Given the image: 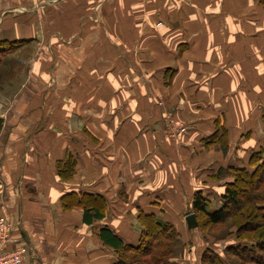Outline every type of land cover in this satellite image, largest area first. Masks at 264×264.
<instances>
[{
	"label": "crops",
	"instance_id": "crops-1",
	"mask_svg": "<svg viewBox=\"0 0 264 264\" xmlns=\"http://www.w3.org/2000/svg\"><path fill=\"white\" fill-rule=\"evenodd\" d=\"M4 66L0 237L24 264H115L100 231L137 246L142 213L190 232L264 143V0H0Z\"/></svg>",
	"mask_w": 264,
	"mask_h": 264
},
{
	"label": "trees",
	"instance_id": "trees-1",
	"mask_svg": "<svg viewBox=\"0 0 264 264\" xmlns=\"http://www.w3.org/2000/svg\"><path fill=\"white\" fill-rule=\"evenodd\" d=\"M220 143L224 142V133L214 135ZM249 168L236 167L222 170L215 177L221 179L231 176L225 192L219 199V208L212 209V201L202 192H197L193 199L192 212L203 233L207 227H219L233 222L235 235L239 243L228 246L226 252L230 257L241 261L240 264H264V143L262 148L252 153ZM66 171H72L73 164H65ZM60 176H63L59 171ZM64 177V176H63ZM93 213L94 215H91ZM102 218L97 207L87 208L84 221ZM139 221L143 226L141 238L137 246L126 244L110 229L100 231V238L106 247L115 250V264H173V260L181 256L184 246L175 226L158 220L154 215L141 214ZM197 228V229H198ZM202 264H226L213 249L207 250L201 259Z\"/></svg>",
	"mask_w": 264,
	"mask_h": 264
},
{
	"label": "rangeland",
	"instance_id": "rangeland-1",
	"mask_svg": "<svg viewBox=\"0 0 264 264\" xmlns=\"http://www.w3.org/2000/svg\"><path fill=\"white\" fill-rule=\"evenodd\" d=\"M4 69H6L5 66L0 68L1 71H5ZM226 175L227 174H224L225 178L232 179L231 176L228 177ZM225 186L226 184L224 185V190ZM215 202L213 204H216ZM232 224L233 222L230 221L223 226L207 227L203 221V225H205L204 233L200 231L199 228L194 231L189 230L190 232L180 228V237L184 246V252L181 256L173 260V264H202V256L209 249H213L218 253L226 264H240L241 261H239V259L230 257L226 252L228 246H234L239 243L235 235V228L232 227ZM175 228L179 234V229L177 227Z\"/></svg>",
	"mask_w": 264,
	"mask_h": 264
},
{
	"label": "built area",
	"instance_id": "built-area-1",
	"mask_svg": "<svg viewBox=\"0 0 264 264\" xmlns=\"http://www.w3.org/2000/svg\"><path fill=\"white\" fill-rule=\"evenodd\" d=\"M5 235L0 237V264H24L26 261L25 250H15L11 252H6V247L10 244V239L5 230Z\"/></svg>",
	"mask_w": 264,
	"mask_h": 264
},
{
	"label": "water",
	"instance_id": "water-1",
	"mask_svg": "<svg viewBox=\"0 0 264 264\" xmlns=\"http://www.w3.org/2000/svg\"><path fill=\"white\" fill-rule=\"evenodd\" d=\"M186 222H187L188 229L190 231H194L195 229L198 228V222H197V219L195 217V214L188 215L186 217Z\"/></svg>",
	"mask_w": 264,
	"mask_h": 264
}]
</instances>
